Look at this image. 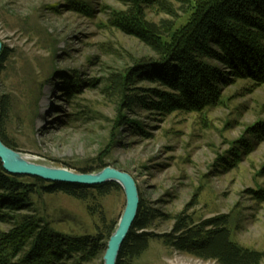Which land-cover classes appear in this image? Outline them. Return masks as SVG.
Returning a JSON list of instances; mask_svg holds the SVG:
<instances>
[{"label": "rangeland", "instance_id": "374dc122", "mask_svg": "<svg viewBox=\"0 0 264 264\" xmlns=\"http://www.w3.org/2000/svg\"><path fill=\"white\" fill-rule=\"evenodd\" d=\"M200 1L0 0L6 133L35 162L76 172L102 162L134 177L141 200L156 215L147 231L159 237L128 264H219L164 242L160 236L172 232L178 214L195 224L227 215L233 240L264 252V83L236 77L206 58L230 79L215 77L216 93L199 109L159 81L137 82L147 101L132 110L110 90L113 74L126 76L142 60L160 58L123 27L125 13L135 8L148 21L176 20V31ZM30 198V209L0 207V260L7 264L35 257V234L46 223L62 236L95 235L105 230L101 213L117 228L126 206L122 188L90 201L63 193ZM24 215L34 225L23 227ZM14 236L20 245L4 243ZM64 250L42 263L104 264L107 247L89 259Z\"/></svg>", "mask_w": 264, "mask_h": 264}, {"label": "trees", "instance_id": "16d2710c", "mask_svg": "<svg viewBox=\"0 0 264 264\" xmlns=\"http://www.w3.org/2000/svg\"><path fill=\"white\" fill-rule=\"evenodd\" d=\"M123 16V27L139 36L160 57L158 60L145 59L147 62L142 60L140 66L127 69L126 76L113 74L110 77V90L125 109L132 110L147 101L141 89L136 87L141 80L159 81L179 91L194 108H201L206 104L205 96L216 93L215 77L219 75L225 83L230 79L226 71L205 63L206 58L232 69L236 77L264 83V0H202L192 19L176 31V20L148 21L141 9L131 8ZM2 62L3 57L0 58V66ZM8 109L6 97L1 96L0 137L7 146L18 150V145L6 133ZM262 128L261 131L264 126ZM104 167L102 162H96L80 168V171L89 173ZM120 189L121 186L115 182L88 186L12 175L0 161V196L4 193L9 195L1 197L0 207L3 209H30L33 206L31 195L63 193L78 200L90 201L95 200V196L108 195L112 190ZM89 209L92 211L93 207ZM155 216L154 211L141 200L138 216L121 248L117 264H128L141 256L148 249L150 239L159 237L147 231ZM101 217L105 230L74 238L58 235L46 223L44 229L35 234L31 249L35 257L29 258L30 254H27L19 261L20 264H44L42 262L57 260L66 247L82 253L84 259L99 255L107 247V240L117 225H108L103 213ZM175 220L172 232L160 237L177 250L201 259L216 260L219 264H261L264 260V252L241 246L233 240L227 215L212 217L199 224L186 214L176 215ZM23 221V227L35 223L27 215H24ZM13 239L4 243L21 244L15 241L16 236ZM43 250L46 256L40 259ZM2 260L0 264L8 263Z\"/></svg>", "mask_w": 264, "mask_h": 264}, {"label": "water", "instance_id": "95a60500", "mask_svg": "<svg viewBox=\"0 0 264 264\" xmlns=\"http://www.w3.org/2000/svg\"><path fill=\"white\" fill-rule=\"evenodd\" d=\"M1 56V45H0ZM33 156L7 146L0 137V161L4 169L12 175L39 177L51 182H65L88 186L108 182L118 183L126 196V206L118 226L111 235L104 264H117L121 248L138 216L141 197L134 177L114 167H106L98 172H76L68 168L48 166L33 161Z\"/></svg>", "mask_w": 264, "mask_h": 264}]
</instances>
